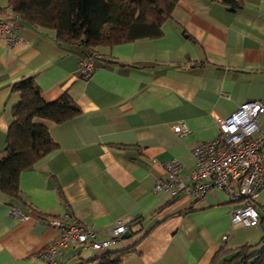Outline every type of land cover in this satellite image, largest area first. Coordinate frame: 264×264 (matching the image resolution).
<instances>
[{
	"label": "crops",
	"instance_id": "0c3cea01",
	"mask_svg": "<svg viewBox=\"0 0 264 264\" xmlns=\"http://www.w3.org/2000/svg\"><path fill=\"white\" fill-rule=\"evenodd\" d=\"M0 18H17L8 0H0ZM18 22V42L0 35V153L20 78L33 76L46 101L66 93L80 112L60 123L39 120L55 148L20 172L19 198L0 191V264H76L98 255L67 245L53 262L41 257L60 233L48 220L63 213L96 239L126 223L129 235L108 247L127 248L119 264L235 263L236 249L264 236V219L231 222L240 203L221 189L174 198L154 191L172 159L191 183V149L218 135L217 117L264 102V0H176L160 36L97 47L87 76L84 45ZM178 124L190 133L176 134ZM258 124L264 128V115ZM255 209L264 211V189Z\"/></svg>",
	"mask_w": 264,
	"mask_h": 264
},
{
	"label": "trees",
	"instance_id": "16d2710c",
	"mask_svg": "<svg viewBox=\"0 0 264 264\" xmlns=\"http://www.w3.org/2000/svg\"><path fill=\"white\" fill-rule=\"evenodd\" d=\"M176 0H8L11 11L34 27L51 29L56 41L80 43L88 53L99 46L129 42L161 35V25L169 17ZM19 93L12 106L5 145L0 153V191L19 198L18 179L22 170L32 167L51 152L56 143L46 124L60 123L80 112L66 94L46 101L33 76L15 81ZM264 219V211L259 220ZM259 245V249H252ZM125 249H106L76 264H119ZM221 251L218 252V256ZM234 264H264V236L256 244L236 249ZM227 260V259H226Z\"/></svg>",
	"mask_w": 264,
	"mask_h": 264
},
{
	"label": "built area",
	"instance_id": "2783aa9c",
	"mask_svg": "<svg viewBox=\"0 0 264 264\" xmlns=\"http://www.w3.org/2000/svg\"><path fill=\"white\" fill-rule=\"evenodd\" d=\"M19 27L16 19L10 22L0 18V35L10 45L20 40L15 32ZM96 57L99 54L91 52L82 62L83 75L89 74L92 59ZM262 115L264 102L246 101L227 117H217L218 135L191 149L193 168L188 173L191 183H185L179 176L183 165L172 159L163 164L164 176L156 180L154 191L174 198L182 193L202 196L209 190L221 189L230 201L240 203L230 213L231 222L244 226L257 225L259 213L255 209V198L264 189V128L258 124ZM173 131L179 135L190 133L185 124L175 125ZM11 212L21 219L26 218L17 208L13 207ZM68 219V213H63L48 220V225L59 229L60 233L42 250L40 255L44 260L53 262L54 256L67 245L103 252L129 230L126 223L118 222L108 229V238L96 239L90 228L77 222L68 223Z\"/></svg>",
	"mask_w": 264,
	"mask_h": 264
},
{
	"label": "rangeland",
	"instance_id": "374dc122",
	"mask_svg": "<svg viewBox=\"0 0 264 264\" xmlns=\"http://www.w3.org/2000/svg\"><path fill=\"white\" fill-rule=\"evenodd\" d=\"M259 247H260L259 245L253 246V247L251 248V250H252V249H259ZM233 263H234V262H230V263H227V264H233Z\"/></svg>",
	"mask_w": 264,
	"mask_h": 264
},
{
	"label": "water",
	"instance_id": "95a60500",
	"mask_svg": "<svg viewBox=\"0 0 264 264\" xmlns=\"http://www.w3.org/2000/svg\"><path fill=\"white\" fill-rule=\"evenodd\" d=\"M128 235H129V232H128V231H126V232H124V233L122 234V236H121V237H122V238H123V237H127Z\"/></svg>",
	"mask_w": 264,
	"mask_h": 264
}]
</instances>
